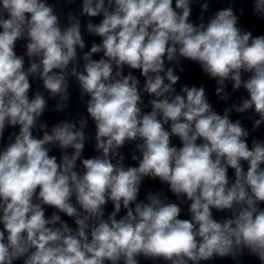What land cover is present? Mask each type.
I'll list each match as a JSON object with an SVG mask.
<instances>
[{
	"label": "clouds",
	"instance_id": "9594fccd",
	"mask_svg": "<svg viewBox=\"0 0 264 264\" xmlns=\"http://www.w3.org/2000/svg\"><path fill=\"white\" fill-rule=\"evenodd\" d=\"M218 262L264 264V0H0V264Z\"/></svg>",
	"mask_w": 264,
	"mask_h": 264
}]
</instances>
